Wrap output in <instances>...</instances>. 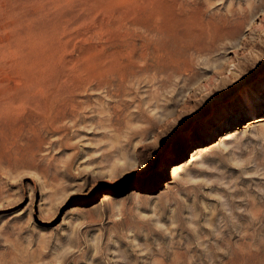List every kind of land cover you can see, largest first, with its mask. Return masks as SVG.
I'll use <instances>...</instances> for the list:
<instances>
[{"label":"rangeland","instance_id":"obj_1","mask_svg":"<svg viewBox=\"0 0 264 264\" xmlns=\"http://www.w3.org/2000/svg\"><path fill=\"white\" fill-rule=\"evenodd\" d=\"M0 158V264H264V0H0Z\"/></svg>","mask_w":264,"mask_h":264},{"label":"bare ground","instance_id":"obj_2","mask_svg":"<svg viewBox=\"0 0 264 264\" xmlns=\"http://www.w3.org/2000/svg\"><path fill=\"white\" fill-rule=\"evenodd\" d=\"M144 30H145V32L148 34V35H152V34H154V35H157V33L155 32V28L154 27H147V26H145L144 27ZM145 32H142V36H141V38H140V41H142L141 43H142V46L143 47H145V42L147 41V37H148V35L145 33ZM199 49H201V47L200 48H198V50ZM146 56H147V54H146V50L144 49V51L142 52V54H141V56H140V58H141V60H146ZM210 82L208 83V84H206V87L208 88V86L210 87V85H212L213 83H214V80H212V79H210L209 80ZM237 83V82H236ZM236 83H234L233 85H236ZM227 90H231L232 89V87L231 86H227V88H226ZM262 106L261 105H259V104H256V107H254V109L255 110H258L259 108H261ZM254 109H252L251 110V112H254ZM44 122H45V125H46V120L44 119ZM38 125V124H37ZM40 125H41V123H40ZM45 125L43 126V127H45ZM42 127V126H41ZM40 127V128H41ZM34 129L35 128H33L32 130L34 131ZM44 129V128H43ZM25 130V129H24ZM38 130H39V128H38ZM28 131V130H27ZM21 133H19V135H20ZM27 134V133H26ZM19 135H17V136H19ZM24 136H25V133H24ZM227 136V135H226ZM19 137H21V136H19ZM24 140H25V138H23ZM225 139V138H224ZM16 140V139H15ZM14 140V141H15ZM20 140V139H19ZM15 142H17V141H15ZM15 142H13L14 143V145H15ZM20 142V141H19ZM17 144H19L18 142H17ZM16 147H14V149H15ZM202 151H204V149L202 148V146L200 145V146H196L195 147V149L192 151L193 152V154H192V158H194L197 154H200ZM17 153V152H16ZM11 154H13V153H11ZM9 155V156H12V155ZM15 155V154H14ZM2 157V156H1ZM4 157H6V155H4L3 156V158ZM16 157V156H15ZM14 157V158H15ZM22 157V156H21ZM21 157H19V156H17L16 158H19V160H20V158ZM26 157V156H25ZM7 158V157H6ZM11 158V157H10ZM9 158V159H10ZM8 159V158H7ZM8 159V160H9ZM23 159H25V158H23ZM18 159H17V161H19ZM4 161V160H3ZM2 161V159L0 158V163L1 162H3ZM21 162H23L22 160H20ZM186 164L187 163H185L184 161H180L179 163H176V164H173V165H171V167L170 168H172V171H169L168 173H169V175H172V174H177L178 173V170L180 169V168H183V167H185L186 166ZM136 166V164H134L133 165V167H135ZM170 168L168 169V170H170ZM160 170H162V168H161V166H160Z\"/></svg>","mask_w":264,"mask_h":264}]
</instances>
